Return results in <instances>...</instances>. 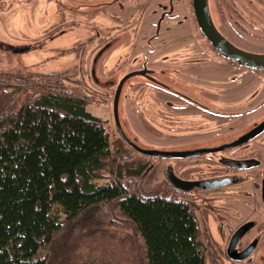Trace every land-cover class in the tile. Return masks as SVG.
Segmentation results:
<instances>
[{
    "label": "rangeland",
    "instance_id": "obj_1",
    "mask_svg": "<svg viewBox=\"0 0 264 264\" xmlns=\"http://www.w3.org/2000/svg\"><path fill=\"white\" fill-rule=\"evenodd\" d=\"M231 1L204 0L211 22L223 35L225 27L218 22L217 12L227 11L232 6ZM241 1L245 6L246 0ZM161 4L165 9L158 6ZM190 6V0H1L0 88L17 90L13 99V107L17 108L26 99L42 92L46 85H52L49 74L67 71L64 73L67 78L60 85L73 92L88 93L98 100L88 104V110L106 118L114 128L115 88L119 79L132 71L146 68L158 81L175 78L182 92H192L197 85L209 89L223 86L228 90L240 85L247 87L250 75L246 73L241 83L237 76L231 81H228L229 75L224 76L223 82L215 74L222 71L215 70V63L219 65L222 61L208 56L199 45L193 47L195 29L189 19ZM113 14L119 18L114 19ZM178 61L182 64L181 71L158 73L161 68L173 71ZM187 66H191L190 71L196 70L195 73H187ZM260 76H255L256 82L244 96H251L255 89L258 92L256 106H239L229 111L227 118L221 113V118L227 120L215 128L214 121L196 126L187 125L182 118L165 121L164 117H171L179 112L178 109L172 113L163 100L158 103L154 92L160 83L134 73L122 85L118 120L127 137L141 148L185 151L220 146L264 116V73ZM233 102L235 100L226 101V104L231 106ZM189 121L198 123L196 119ZM194 129L205 131L195 132ZM262 142L264 132L251 141L250 148L261 150ZM127 152L128 156L147 163L136 180L142 194L173 193L170 176L214 180L215 172L222 166L220 152L196 158L148 157L132 149ZM243 154L240 151L237 155ZM248 172L257 173V169ZM252 182L235 179L234 184L224 189L196 187L188 194L212 252L220 238V226L227 228L247 219H260L263 199L258 200ZM178 196L184 195L178 193ZM113 203L100 207L99 212L94 207L87 209L66 222L51 243L48 264H145L142 241L135 225L117 215Z\"/></svg>",
    "mask_w": 264,
    "mask_h": 264
},
{
    "label": "trees",
    "instance_id": "obj_2",
    "mask_svg": "<svg viewBox=\"0 0 264 264\" xmlns=\"http://www.w3.org/2000/svg\"><path fill=\"white\" fill-rule=\"evenodd\" d=\"M64 73L17 108V90L0 88V264H48L64 224L109 202L135 225L145 264H216L192 200L140 193L147 163L127 151L147 155L88 110L98 100L60 85Z\"/></svg>",
    "mask_w": 264,
    "mask_h": 264
},
{
    "label": "flooded vegetation",
    "instance_id": "obj_3",
    "mask_svg": "<svg viewBox=\"0 0 264 264\" xmlns=\"http://www.w3.org/2000/svg\"><path fill=\"white\" fill-rule=\"evenodd\" d=\"M232 6L229 7V11L223 12L222 10L217 12L218 22H221L225 27V35L220 34L217 29L215 30L220 34V36L235 49H239L241 51L248 52L253 55H264V0L260 2L259 0H246L245 6L241 5V0H232ZM240 3V4H239ZM190 21L195 29L193 31L192 40L193 47L194 45H199L203 47L208 56H213L216 59H219L220 64L217 65L215 63V70L220 68L222 71L219 73H215L219 80L223 81L224 76L227 77L229 75L228 81L233 80L236 76L238 77L239 83L241 81L244 82V76L250 75V81H247L245 85L247 87H243L240 85L236 89H225L223 86H215L213 89H209L204 86H196L194 91L182 92L177 88V86H181L179 81H175L174 79L167 78L165 81H158L154 76L152 71L149 72L146 68H142L140 70L132 71L133 73H140L138 71L144 70L143 74L146 78L150 79L153 82H156L158 85L160 83V87L156 89L154 94L157 95L156 98L159 100H163L166 105H168L169 110L172 111L178 109L179 111L176 114H173L171 117H164V120L167 122H174V120H178V118L185 119V123L187 125L196 126L200 123H208L214 121L215 128L217 125H223V121L227 120L221 115V113H225L227 118V114L229 111L237 110L239 106H244L245 108H251L256 106L254 103L255 97L257 95V91L254 89L251 93V96L245 98V94L249 92V90L253 87L256 82L255 76H260L261 73H264V68L253 67L246 63L240 62L239 59L230 58L223 53H221L210 41L204 32L202 31L197 16L195 14V9L193 6V0H190ZM162 10L165 9L164 5H158ZM119 7H121V3H119ZM145 5L143 6L144 9ZM163 13V11H162ZM208 13V12H207ZM170 15V14H169ZM164 16V14H163ZM172 16V15H170ZM114 19L117 20L119 18L117 15L113 14ZM131 14L128 17L130 20ZM210 19V16L208 14ZM211 21V19H210ZM132 24V23H130ZM197 37V38H196ZM193 56V48L190 51ZM202 54H204L202 52ZM192 60V59H191ZM182 64L178 61L176 65H174V70H165L161 68L158 73H175L177 71L182 70ZM198 67L199 65H195ZM189 70H186L187 73L190 74L195 73L196 70H191V66H187ZM186 67V68H187ZM129 72V73H132ZM127 73V74H129ZM126 75V74H125ZM124 76V75H123ZM122 76V77H123ZM121 77V78H122ZM120 78V79H121ZM119 79V81H120ZM128 79V77L126 78ZM124 80V82L126 81ZM199 79V78H196ZM118 81V82H119ZM122 83V85L124 84ZM224 82V81H223ZM118 84V83H117ZM198 84V82H197ZM117 86V85H116ZM122 88V87H121ZM116 89V88H115ZM163 89V90H161ZM231 106L226 104V101H233ZM252 104V106H250ZM190 106V108H189ZM233 108V109H232ZM238 112V111H236ZM189 119H196L194 122H190ZM223 119V120H221ZM264 120V116L252 121L247 127L242 129L236 137L227 141V143L222 144L220 146H216L213 148H198L185 150L186 152H195L192 155H187V157H201L204 156L205 153L211 152H220L221 156L219 158V163L222 164L220 169H217L215 172L216 177L214 180H203V179H189V178H178L181 181H206V182H215L216 187H224L234 184V180L237 179L238 182L245 181L249 179L253 181V188L256 192H258V200L263 199L262 206L264 205V142L260 144L263 145L261 150H254V148H250L251 141L257 137L259 134L264 132V129L259 132H254L256 126ZM114 129L117 130L115 120H114ZM123 130V129H122ZM118 131V130H117ZM195 132L205 131L203 129H194ZM124 132V131H123ZM190 132V131H189ZM127 136V135H126ZM207 149L206 151L199 152L201 150ZM246 149V151H245ZM242 151L243 156H238L237 154ZM226 154V155H225ZM237 158H240L239 161H236ZM235 163H237L235 166ZM235 166V167H234ZM256 168L257 173H250L248 170ZM243 171H246L244 173ZM169 183V181H168ZM237 183V182H235ZM172 187L178 191V193H184L188 196L191 194L192 188L203 187L199 185H192L189 189H184L185 185L180 181H176L175 184L169 183ZM209 188V187H205ZM261 217H255L253 219H247L235 226H230L224 228L220 226L218 229L219 241L217 245H214L215 251L211 253L216 260V264H261L264 263V223H262L264 218V206L263 209L260 210ZM215 216V215H214ZM216 217V216H215ZM248 223V227L242 232L239 238L234 242L232 246V251H229V242L233 233L236 229ZM214 238V237H213ZM216 243V240H214ZM210 249V248H209Z\"/></svg>",
    "mask_w": 264,
    "mask_h": 264
},
{
    "label": "water",
    "instance_id": "obj_4",
    "mask_svg": "<svg viewBox=\"0 0 264 264\" xmlns=\"http://www.w3.org/2000/svg\"><path fill=\"white\" fill-rule=\"evenodd\" d=\"M193 6L195 9V14L197 16L198 23H199L202 31L204 32L206 37L210 41H212L213 45L221 53H223L224 55H226L230 58L239 59L240 62L246 63L250 66L264 68V55H253V54H250L248 52L241 51L239 49H235L232 46H230L229 44H227V42L220 36V34L213 27V25H212V23L208 17V13L206 10L204 0H193ZM138 72L143 73L144 70H141ZM132 74H134V73L132 72V73L126 74L120 79V81L118 82V84L116 86L114 96H113V104H112L113 105V116H114V120H115L117 130L120 133V135L122 136V138L130 146H132L134 149H136L137 151H139V152H141L147 156L170 157V156H187V155L194 154L195 152H193V151H191V152H188V151L187 152L186 151H167V150H155V149L141 148L126 136V134L123 132L122 127H121L119 120H118L117 106H118V98H119V94L121 91L122 83L124 82V80L128 76H130ZM262 129H264V120L256 126L254 132L257 133ZM206 150L207 149H204V150H201L199 152H203ZM169 180L172 184H175L176 181L182 182L183 184H185V185H182V186H185L184 189H189L192 185H199V186H203V187H213V186L217 185V183H215V182L181 181L174 176H170ZM247 227H248V223H245L236 229V231L233 233L232 237L230 238L229 251L233 250L232 246L234 245V242L239 238V236L242 234V232Z\"/></svg>",
    "mask_w": 264,
    "mask_h": 264
}]
</instances>
